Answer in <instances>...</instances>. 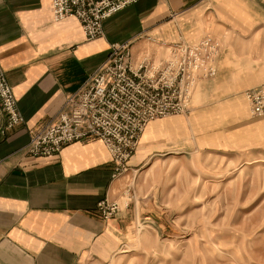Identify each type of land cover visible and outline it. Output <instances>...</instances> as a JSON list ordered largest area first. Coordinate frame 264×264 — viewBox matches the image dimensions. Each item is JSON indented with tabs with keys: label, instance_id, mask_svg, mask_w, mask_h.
I'll return each instance as SVG.
<instances>
[{
	"label": "crops",
	"instance_id": "0c3cea01",
	"mask_svg": "<svg viewBox=\"0 0 264 264\" xmlns=\"http://www.w3.org/2000/svg\"><path fill=\"white\" fill-rule=\"evenodd\" d=\"M149 38L220 44L217 76L195 92L205 104L211 95H241L264 84V0H139L108 19L104 36L94 41L75 18L55 22L51 0H0V72L25 121L0 140V264H112L126 247L140 211L126 205L110 220L98 212L101 201L118 199L125 183L113 180L105 145L75 143L52 159L31 157L27 147L33 133L70 111L112 44L132 42L138 57L155 50ZM4 123L0 111V128ZM191 129L180 117L152 122L142 147L173 151ZM256 137L264 138V130ZM143 156L131 166L150 155Z\"/></svg>",
	"mask_w": 264,
	"mask_h": 264
},
{
	"label": "rangeland",
	"instance_id": "374dc122",
	"mask_svg": "<svg viewBox=\"0 0 264 264\" xmlns=\"http://www.w3.org/2000/svg\"><path fill=\"white\" fill-rule=\"evenodd\" d=\"M130 43L134 60L166 56L152 42L155 50L136 57ZM246 92L211 95L205 104L198 89L191 113L153 121L180 117L192 129L173 151H145L141 139L114 201L121 208L138 206L139 219L112 264H264V138L256 137L264 117H251ZM136 155L150 156L132 167Z\"/></svg>",
	"mask_w": 264,
	"mask_h": 264
},
{
	"label": "built area",
	"instance_id": "2783aa9c",
	"mask_svg": "<svg viewBox=\"0 0 264 264\" xmlns=\"http://www.w3.org/2000/svg\"><path fill=\"white\" fill-rule=\"evenodd\" d=\"M55 22L75 18L89 41L104 34V23L139 0H51ZM165 57H132V44H113L108 60L70 101L71 109L44 129L33 133L27 147L34 158L52 159L69 145L101 141L111 155L113 180L128 170L149 124L188 115L199 82L217 76L220 44L204 39L197 45L162 44L152 39ZM252 118L264 117V84L246 92ZM0 107L5 118L0 140L25 123L12 87L0 74ZM104 220L116 217L119 203L98 204Z\"/></svg>",
	"mask_w": 264,
	"mask_h": 264
}]
</instances>
